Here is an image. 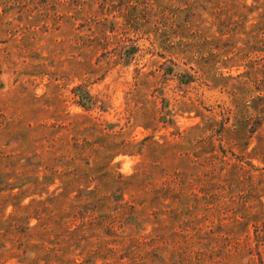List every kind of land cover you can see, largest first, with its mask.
<instances>
[{
    "label": "rangeland",
    "instance_id": "1",
    "mask_svg": "<svg viewBox=\"0 0 264 264\" xmlns=\"http://www.w3.org/2000/svg\"><path fill=\"white\" fill-rule=\"evenodd\" d=\"M0 264H264V0H0Z\"/></svg>",
    "mask_w": 264,
    "mask_h": 264
}]
</instances>
